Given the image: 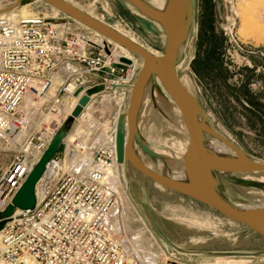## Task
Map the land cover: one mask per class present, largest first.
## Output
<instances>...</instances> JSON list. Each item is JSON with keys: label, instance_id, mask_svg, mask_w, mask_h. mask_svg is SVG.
Segmentation results:
<instances>
[{"label": "built area", "instance_id": "obj_1", "mask_svg": "<svg viewBox=\"0 0 264 264\" xmlns=\"http://www.w3.org/2000/svg\"><path fill=\"white\" fill-rule=\"evenodd\" d=\"M63 16L0 20V155L8 163L0 170V214L89 96L76 117L84 127L67 134L35 187L36 206L17 209L0 230V264H133L137 254L116 224L128 186L117 160V119L101 123L90 110L100 97L115 103L117 116L123 112L138 60L121 56L95 31L75 33L71 27L79 22ZM95 88L101 90L89 94ZM29 94L32 105L25 107Z\"/></svg>", "mask_w": 264, "mask_h": 264}, {"label": "rangeland", "instance_id": "obj_2", "mask_svg": "<svg viewBox=\"0 0 264 264\" xmlns=\"http://www.w3.org/2000/svg\"><path fill=\"white\" fill-rule=\"evenodd\" d=\"M70 1L105 24L134 38L156 55L164 53L166 32L161 23L130 4L124 7L115 0ZM140 1L152 6L151 0ZM193 1L192 24L180 51L183 61L177 73L200 101L208 124L246 156L264 162V0ZM17 2L20 3L16 8L0 14L4 15V20H8L12 11L18 19L64 17L40 0H0V9L5 10ZM208 9L216 33L223 34L224 38L222 57L225 77L215 79L214 75L201 76L193 64L197 54L207 50V45L201 48L200 36ZM71 28L75 33L92 35L91 30L82 24H73ZM135 58L138 60L139 73L144 60L137 55ZM146 88L138 114L137 131L144 144L152 151H157L160 158H149L138 145H135L136 152L147 166H151L152 171L179 176L183 171V154L189 140L183 117L159 81L157 84L150 82ZM245 88L251 92L261 110L245 99ZM127 102L128 106L121 115L127 113L130 104ZM117 113L115 103L102 101L100 97L90 110L94 120L108 125L115 123ZM82 122L69 116L63 127L67 134L73 136L84 127ZM7 164L6 161L2 162L0 155V170ZM127 176L131 182L124 187L123 204L116 219L122 217L124 229L121 234L124 239L131 237L130 240L137 247H134L133 253L139 251L136 253L138 260L132 261L133 264H167L173 258L184 262L188 257L194 259L199 255L214 256L210 264L226 263L231 259L237 260L239 264H264L262 236L224 218L198 201L153 183L130 163ZM232 178L264 185V182L259 181L264 180V174H239ZM218 185L222 197L235 206L264 204V187L237 184L226 178L221 179ZM5 224L6 220L0 221V230ZM161 233L174 246L167 243ZM201 251L213 253L200 254ZM241 253L250 255H227Z\"/></svg>", "mask_w": 264, "mask_h": 264}, {"label": "water", "instance_id": "obj_3", "mask_svg": "<svg viewBox=\"0 0 264 264\" xmlns=\"http://www.w3.org/2000/svg\"><path fill=\"white\" fill-rule=\"evenodd\" d=\"M40 1L47 6H52L61 14L70 17L77 23L79 22L89 30L99 33L113 43L125 47L132 55H137L144 60L143 66L138 73L139 76L133 86L127 113L118 116L116 125L118 162L122 164L126 160L129 161L138 172L142 173L153 183L155 182L167 190L169 189L181 196H185L196 202L198 201L212 208L217 213H220L224 218L236 224H241L264 238V207L254 209L239 208L222 197L218 185L221 179L226 178L237 184L241 183L252 187L263 188V184L257 182L252 183L247 179H236L232 177L239 174H264V162L246 156L243 151L231 142H228L224 137L222 138L208 124L200 101L184 85L179 73H177V69L183 61L180 57V51L192 24L194 1L166 0L165 9L162 12L154 9L152 6H147L140 0H115L124 7L130 4L142 14L161 23L166 32V46L161 56H156L144 47L135 45L123 34L114 31L108 24H104L93 17L91 18L64 0ZM19 3L17 2L9 8L1 10L0 14L13 10ZM106 53H110L108 47H106ZM120 61L121 63H130V60L125 57L120 58ZM158 81L178 107L189 136L188 146L183 155V172L185 176L182 181L175 180L169 175L159 174L150 170L135 150V145H138L141 151L149 158H160L159 154L144 144L140 133L137 131L138 114L142 104V98L147 89L146 87L150 82L157 84ZM100 90V88H95L89 94H94ZM81 91L80 89L75 96L78 97ZM88 102L89 96L84 95L79 101L80 106L73 112L72 116L74 118L78 117L82 107L87 106ZM126 126H128L129 131L127 143ZM66 136L67 133L65 127H63L54 136L48 149L38 161L39 163L28 175L26 182L13 198L12 204L0 214V220L11 218L17 209L27 211V209H32L36 206L35 187L40 181L48 161L58 152L59 146ZM209 137L220 139L232 146L234 156H219L211 150L209 151L206 147V141ZM161 235L167 243L174 246L163 233Z\"/></svg>", "mask_w": 264, "mask_h": 264}, {"label": "bare ground", "instance_id": "obj_4", "mask_svg": "<svg viewBox=\"0 0 264 264\" xmlns=\"http://www.w3.org/2000/svg\"><path fill=\"white\" fill-rule=\"evenodd\" d=\"M65 2H67L68 4H70V5H73L75 8H77V9H80L81 11H83L84 13H86L88 16H90L91 18L93 17V18H95V19H98L99 21H101L99 18H97L95 15H93V14H91V13H89V12H86L85 10H83L81 7H79V6H77V5H75L74 3H72L70 0H64ZM166 0H151V1H149L151 4H152V6H153V8L154 9H156V10H158V11H162L163 10V8L165 7V5H166V2H165ZM55 9V8H54ZM2 9H0V11H1ZM56 10V9H55ZM58 11V10H57ZM59 12V11H58ZM9 15V14H8ZM138 17V16H137ZM0 20H4V15H0ZM21 20H28V19H24V18H21V19H18V17H17V15H15V13H14V11H12V13L10 14V16H9V18H8V21H10L11 23H13V24H16V23H18V22H20ZM102 22V21H101ZM104 23V22H103ZM105 24V23H104ZM110 26V25H109ZM114 31H116V32H118V33H120V34H123L125 37H127L132 43H134L135 45L137 44V45H139V46H142L141 44H139L134 38H132V37H130V36H127V35H125L123 32H120V31H118L117 29H115V28H113L112 26H110ZM97 33V32H96ZM99 34V33H98ZM117 45V44H116ZM118 46V48H119V50H120V52H119V54L122 56V55H124V56H126V57H128V58H132L133 56H132V54L125 48V47H123V46H119V45H117ZM142 47H144V46H142ZM145 48V47H144ZM146 49V48H145ZM149 51V50H148ZM149 52H151V51H149ZM152 54H154V55H156L155 53H153V52H151ZM156 56H161V55H156ZM166 98V97H165ZM30 105H32V96L29 94L27 97H26V99H25V101H24V104H23V106H25V107H29ZM118 116H121V114L119 113V115ZM117 116V117H118ZM119 118V117H118ZM118 118H117V120H118ZM83 128V127H82ZM81 128V129H82ZM81 129H79L77 132H80L81 131ZM126 131H127V134H126V143H127V141H128V139H129V131H128V126H126ZM78 134V133H77ZM74 136V135H73ZM73 136H71V137H73ZM135 145V144H134ZM206 147H207V149L210 151H212V152H214L215 154H217V155H219V156H234V150H233V148H232V146H230L229 144H227L226 142H224V141H222V140H220V139H216V138H212V137H209L208 139H207V141H206ZM135 150H136V147H135ZM153 151H155V150H153ZM157 154H159L157 151H155ZM160 152V151H159ZM184 155V154H183ZM138 156H139V154H138ZM141 159V158H140ZM184 159V158H183ZM164 160V159H163ZM127 162H129V161H125V163H122V165H123V173H124V167H125V165H126V163ZM144 162V161H143ZM166 162V161H165ZM145 163V162H144ZM169 165V164H168ZM147 166V165H146ZM150 170L152 169L151 168V166H147ZM160 168L161 169H163V167L162 166H160ZM155 172V171H154ZM159 172V171H158ZM157 173V172H156ZM125 174V173H124ZM184 176H185V173L182 171V174L181 175H179V176H171V177H173L175 180H179V181H182V179H184ZM125 178H126V180H127V182H128V184L130 185V180H129V178L127 177V174H125ZM259 181H261V182H264V180H262V179H260ZM237 207H241V208H246V209H254V208H260V207H264V204L263 205H254V206H247V205H243L242 204V206H237ZM122 208V204H121V206L117 209V212H116V215L118 214V212L120 211V209ZM19 212V210H16L15 212H14V214H17ZM117 217V216H116ZM117 228H118V230H120V231H122L123 229H124V223H123V221H122V217L121 216H119L118 218H117ZM126 230V229H125ZM131 238V237H130ZM130 238L128 237L127 239H126V244H128V247H129V249L130 250H133V252H134V247H135V245L133 244V242L130 240ZM135 248H137V247H135ZM180 251V250H179ZM137 252H139V251H137ZM137 252H135V253H137ZM141 255V254H140ZM139 255V256H140ZM219 264H239V262L237 261V260H235V259H231V260H228L226 263H223V262H219Z\"/></svg>", "mask_w": 264, "mask_h": 264}, {"label": "trees", "instance_id": "obj_5", "mask_svg": "<svg viewBox=\"0 0 264 264\" xmlns=\"http://www.w3.org/2000/svg\"><path fill=\"white\" fill-rule=\"evenodd\" d=\"M208 9L206 17H204V23L201 27L200 46L207 45V50L199 52L194 59V68L201 76L214 75L213 78L224 76L223 66V46L224 38L223 34H217L214 29L213 18ZM223 74V75H222ZM225 77V76H224ZM245 99L248 100L250 105L256 106L258 110H261L259 104H257L252 98L251 92L248 88L244 89ZM261 113V112H260ZM263 113V111H262Z\"/></svg>", "mask_w": 264, "mask_h": 264}, {"label": "crops", "instance_id": "obj_6", "mask_svg": "<svg viewBox=\"0 0 264 264\" xmlns=\"http://www.w3.org/2000/svg\"><path fill=\"white\" fill-rule=\"evenodd\" d=\"M170 236V235H169ZM171 246H173L172 244H171ZM189 251V250H188ZM202 253H200V254H212L213 252H211V251H201ZM227 255H232V256H239V257H241V256H247V255H250L249 253H241V254H227ZM213 258H214V256H204V255H199V257H195L194 259H190L189 257H188V260L187 259H185L184 260V262L183 261H181V260H179V259H177V258H173V259H171L170 260V262L169 263H167V264H203L204 262L205 263H207V264H210V261H212L213 260ZM209 261V262H208ZM156 264V263H155ZM212 264V263H211Z\"/></svg>", "mask_w": 264, "mask_h": 264}, {"label": "flooded vegetation", "instance_id": "obj_7", "mask_svg": "<svg viewBox=\"0 0 264 264\" xmlns=\"http://www.w3.org/2000/svg\"><path fill=\"white\" fill-rule=\"evenodd\" d=\"M128 164H129V162H127L126 165H125V167H124V168H125V169H124V170H125V171H124L125 174H127ZM127 177H128V176H127Z\"/></svg>", "mask_w": 264, "mask_h": 264}]
</instances>
